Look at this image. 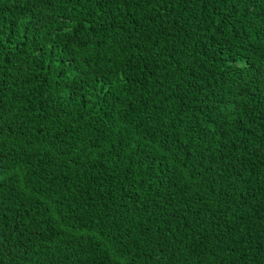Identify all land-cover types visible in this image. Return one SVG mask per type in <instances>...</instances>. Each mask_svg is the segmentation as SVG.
Here are the masks:
<instances>
[{
	"label": "trees",
	"instance_id": "trees-1",
	"mask_svg": "<svg viewBox=\"0 0 264 264\" xmlns=\"http://www.w3.org/2000/svg\"><path fill=\"white\" fill-rule=\"evenodd\" d=\"M0 264H264V0H0Z\"/></svg>",
	"mask_w": 264,
	"mask_h": 264
}]
</instances>
